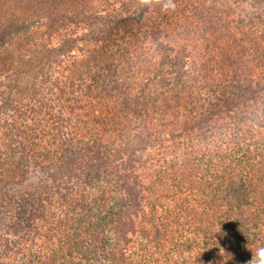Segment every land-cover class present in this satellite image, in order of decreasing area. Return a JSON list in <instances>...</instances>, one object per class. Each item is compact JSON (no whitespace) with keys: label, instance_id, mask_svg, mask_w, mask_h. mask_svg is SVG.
Listing matches in <instances>:
<instances>
[{"label":"trees","instance_id":"obj_1","mask_svg":"<svg viewBox=\"0 0 264 264\" xmlns=\"http://www.w3.org/2000/svg\"><path fill=\"white\" fill-rule=\"evenodd\" d=\"M165 2L0 0V264L264 246V0Z\"/></svg>","mask_w":264,"mask_h":264},{"label":"clouds","instance_id":"obj_2","mask_svg":"<svg viewBox=\"0 0 264 264\" xmlns=\"http://www.w3.org/2000/svg\"><path fill=\"white\" fill-rule=\"evenodd\" d=\"M162 0H138L139 6L144 7H154L158 4H161ZM163 7L165 9L167 8H175V4L173 3V0H166V2L163 4ZM251 250V249H250ZM252 251V257L247 262V264H264V246L258 247L255 250Z\"/></svg>","mask_w":264,"mask_h":264},{"label":"rangeland","instance_id":"obj_3","mask_svg":"<svg viewBox=\"0 0 264 264\" xmlns=\"http://www.w3.org/2000/svg\"><path fill=\"white\" fill-rule=\"evenodd\" d=\"M11 30H14L13 28H11ZM0 191H1V188H0Z\"/></svg>","mask_w":264,"mask_h":264}]
</instances>
